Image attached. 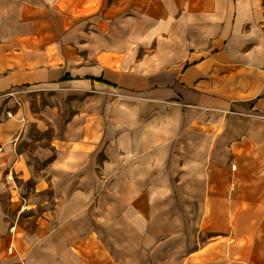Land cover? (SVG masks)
Here are the masks:
<instances>
[{"label":"crops","instance_id":"obj_1","mask_svg":"<svg viewBox=\"0 0 264 264\" xmlns=\"http://www.w3.org/2000/svg\"><path fill=\"white\" fill-rule=\"evenodd\" d=\"M22 87L78 110L57 130L53 206L24 181L0 190V264H91L67 234L106 193L139 253L111 244L103 264H264V0H0V99ZM147 160L170 161L172 193L137 188Z\"/></svg>","mask_w":264,"mask_h":264},{"label":"rangeland","instance_id":"obj_2","mask_svg":"<svg viewBox=\"0 0 264 264\" xmlns=\"http://www.w3.org/2000/svg\"><path fill=\"white\" fill-rule=\"evenodd\" d=\"M70 95L72 94H63L62 91L55 88L22 87L7 93L0 99V190L5 189V185L8 183L14 187L15 181H24L28 190L33 192L32 194L30 191L24 192V195L34 197L40 194L45 198L43 203L46 206L44 209L53 206L55 191H60L61 186L58 185L62 183V171L54 166L63 160L60 153L64 144L60 136L58 137L57 130L61 131L62 117L69 116L72 118L78 110L76 101L79 99L77 95H73L75 99H71ZM71 100H75V103ZM70 144L71 146L77 145L76 142L72 141ZM148 163L149 160L145 161L143 170L134 169L133 176H130L134 177L135 180L138 179L139 183L145 182V185L140 184L137 188L150 196L172 193L173 185L168 182L169 178L171 181L173 179L170 161H153L150 165ZM70 172L71 174L75 172L70 179L77 183V171ZM53 183H57L55 188ZM41 187L42 189L38 190ZM69 188H72L73 191L78 190L76 184ZM121 193L126 194L125 189H122ZM26 196L21 195L20 197V210L24 212L27 210L26 205L28 204ZM152 199H145V201H149L147 202L148 207ZM3 201H5L2 202L5 212H8L7 205L10 201L8 192L3 194ZM48 201L51 203H47ZM133 204L136 203L133 202ZM86 205L89 209L88 212L92 214V217L87 216L86 235L79 236L71 232L67 234V237L69 240L80 244L87 261L91 264H103L108 261L110 257L109 246L115 243L118 245V250L113 252L119 258H125L132 252L134 257H137L138 250L126 249V243L129 240L127 223H125L126 217L123 214L124 217H118L117 224L113 219L116 211L124 210L127 201L122 196L117 195L115 197V195L106 193L101 199L96 194L86 201ZM5 212H2L4 218H6ZM93 213H98L97 218H107L95 219ZM7 214V220L11 218L8 223H11L13 220L11 211ZM37 218V214L26 218V225L35 227ZM109 220L114 222L113 226L110 225ZM115 225L118 229H115ZM116 230H118L117 233ZM136 234L134 231L135 237ZM189 237L190 235H182L180 240L188 245ZM187 251L188 249L184 250L183 253Z\"/></svg>","mask_w":264,"mask_h":264},{"label":"trees","instance_id":"obj_3","mask_svg":"<svg viewBox=\"0 0 264 264\" xmlns=\"http://www.w3.org/2000/svg\"><path fill=\"white\" fill-rule=\"evenodd\" d=\"M66 78V77H65Z\"/></svg>","mask_w":264,"mask_h":264}]
</instances>
